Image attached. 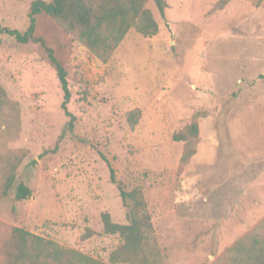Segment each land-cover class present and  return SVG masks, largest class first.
Instances as JSON below:
<instances>
[{
  "label": "rangeland",
  "instance_id": "374dc122",
  "mask_svg": "<svg viewBox=\"0 0 264 264\" xmlns=\"http://www.w3.org/2000/svg\"><path fill=\"white\" fill-rule=\"evenodd\" d=\"M32 1L0 0L2 24L25 31ZM167 1L164 17L148 4L156 35L132 27L107 60L38 15L36 35L68 71L72 130L47 48L0 36V264L15 226L132 264L111 262L124 240L105 232L102 214L128 220L104 156L118 183L143 188L164 264H236L230 248L264 229V0ZM193 121L196 152L184 161L192 145L176 135Z\"/></svg>",
  "mask_w": 264,
  "mask_h": 264
},
{
  "label": "trees",
  "instance_id": "16d2710c",
  "mask_svg": "<svg viewBox=\"0 0 264 264\" xmlns=\"http://www.w3.org/2000/svg\"><path fill=\"white\" fill-rule=\"evenodd\" d=\"M230 0H219L216 9L224 8ZM154 2L160 14L166 16L169 7L167 0H33L29 9V25L25 31L9 28L0 21V36L9 33L18 41L41 42L48 50L49 56L56 66L58 77L64 92L62 108L71 119L66 129L74 128L76 116L69 110L68 103L72 92L66 67L58 60L54 50L47 45L44 38L36 35L38 15L43 12L52 19L73 40L85 44L90 52L107 60L111 51L124 40L132 27L143 36L152 37L159 32V22L152 9L148 6ZM0 90H5L0 85ZM141 109L135 108L127 113L131 128L139 123ZM199 124L193 121L187 126L186 132L176 135L177 139H185L193 146V138L198 136ZM188 147L183 155L186 161L195 154L194 146ZM111 180L119 186L123 204L126 207L127 223L115 222L110 212L102 214L104 230L109 234H119L124 242L112 253L111 262H131L132 264H164L163 254L155 236L152 216L148 210V202L141 186L126 189L116 176V170L107 157ZM15 179L12 172L8 178L5 191ZM32 190L26 184L18 186V199H27ZM94 231L88 228V235ZM235 251L233 261L236 264H264V229L252 234L249 240H242L230 248ZM5 264H106L81 253L77 249L66 248L54 240L47 239L24 228L15 226L11 236L3 244Z\"/></svg>",
  "mask_w": 264,
  "mask_h": 264
}]
</instances>
